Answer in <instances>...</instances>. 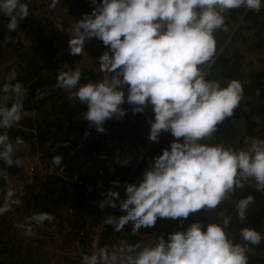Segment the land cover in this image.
<instances>
[{
	"label": "clouds",
	"instance_id": "clouds-1",
	"mask_svg": "<svg viewBox=\"0 0 264 264\" xmlns=\"http://www.w3.org/2000/svg\"><path fill=\"white\" fill-rule=\"evenodd\" d=\"M60 0H51L55 8ZM30 0H0V15L8 18L7 29L16 30L27 17ZM91 12L68 29L70 55L84 52L93 38L107 46L98 57L100 79L85 78L79 66L65 67L56 75L55 87L66 90L86 110L82 117L105 132L104 123L123 118L131 111L142 113L151 105L148 139L158 141L161 132L174 139L143 172L137 182L117 190L120 181L103 193L98 206L118 209L123 215H106L104 225L122 232L131 225L132 235L151 228L158 218H180L200 209H215L237 188L254 183L264 191V137H244L243 146L209 142L218 124L231 117L244 98L241 81L221 82L208 78L205 66L217 53L215 33L227 31L225 13L232 9L259 12L264 0H91ZM62 29L61 24H57ZM13 81H15L13 83ZM26 89L13 69L0 84V161L7 167L21 166L15 153L27 148L20 136L12 139L9 129L24 115ZM88 135V133H85ZM52 165L62 164V156L51 157ZM0 178L10 183L0 168ZM254 197L236 201V214L243 220ZM21 203L15 189H6L0 202V215ZM30 221L43 226L55 216L49 211L34 212ZM231 216L222 222H192L186 229L160 234L141 244L121 242L109 248L82 253L80 264H248L250 245L264 240L254 228L240 229L242 240L234 241L227 229ZM25 235L36 236L33 224L21 225Z\"/></svg>",
	"mask_w": 264,
	"mask_h": 264
},
{
	"label": "trees",
	"instance_id": "trees-1",
	"mask_svg": "<svg viewBox=\"0 0 264 264\" xmlns=\"http://www.w3.org/2000/svg\"><path fill=\"white\" fill-rule=\"evenodd\" d=\"M38 1L40 0H30V13L20 21L16 30L9 31L6 27L8 18L0 15V66L2 62H6L10 58L11 52L8 47L12 44L13 37L22 30L32 31L36 42L31 48L33 54L29 53L28 49L19 51L16 55L14 54V59L20 61L17 80L22 82L26 89L23 100L25 111L21 121L8 131L12 139L20 136L27 142V148H21L19 152L15 153V156L23 159L27 155L26 153L41 150L44 159L51 161L52 156L59 154L62 156L63 175H53L41 182L36 181L32 176L28 177L29 193L19 199L20 204L24 206L27 212L49 211L53 213L55 219L48 221L50 224L51 222H58L62 218L58 208L66 205L73 210V213L66 215L69 220L68 223L71 229H78L80 226L79 220L82 218V212L87 203L98 210L100 209L98 202L103 199V193L113 187L112 181L127 179V184L141 179L145 169L153 162V158L161 154L164 148L169 147L170 139H174V137L170 132H161L160 139L149 146L145 155L136 163L133 169L118 164L117 157L107 148L110 139L116 133L119 137L128 134L123 133V129L129 123L138 126L139 114L148 113V117L152 120L154 118L152 107L148 105L142 113L134 114L131 111L132 106L124 104L122 107L128 109L126 115L121 119L111 118L106 120L104 123L105 132H97L95 126L89 127V122L82 117L83 112L86 110L85 106L74 98L70 99L66 90L55 87L56 75L59 71L58 62L61 61L62 55L54 58L57 51L56 47H53L50 40H45L42 37L43 25L33 22L32 13L37 10ZM81 2L90 11L91 6H93L91 0H82ZM225 17L228 30L218 29L215 33L217 53L209 64L208 78L218 79L221 82L229 79L241 81L244 88L243 102L247 105L243 106L240 103L231 117L225 118L221 124H218L217 131L212 134L209 142L221 143L223 141L225 145L237 146L239 141L234 140L236 132L233 130L231 123L234 120L243 119L245 124L251 125L249 130H252L257 122L253 117L264 112V71L259 69L243 71L242 52L251 46L249 44L251 39L245 37L242 40L239 31L231 35H228V31L238 20L247 23L249 26L252 24L264 25V10L253 12L251 10L245 11L243 8L232 9L225 13ZM259 41L255 45L262 47L264 45V33L263 37H259ZM17 47H23V43L19 42ZM49 70H52V72ZM82 73V83L85 82V78L100 79L88 70H82ZM7 75L8 73L4 75L0 71V84L6 81ZM28 112H32V114ZM144 128L150 131V123L146 124ZM73 132L75 135L71 136ZM85 133H88V135H85ZM257 135L264 137V121L254 136L258 137ZM142 139L145 140L146 138L143 136ZM65 142H68V145H65ZM54 166L59 167L60 165ZM0 168L10 174L16 171L19 166L14 164L12 167H7L0 161ZM72 177L77 179L71 180ZM3 180V178H0V186L3 184ZM97 180L101 183L100 189L95 185ZM85 183L93 185L91 190L85 188ZM42 191L46 199H40L39 194ZM249 194L254 199L246 210L245 218L241 220L236 214V201ZM2 195L4 196L3 192ZM228 216H231L227 229L230 237L234 241L247 243L242 240L240 229L250 227L259 230L264 222V191H258L255 187H251L250 183H246L242 189L237 188L230 194L228 199L222 201L215 209L202 208L195 213H190L186 219H183L182 224L180 218L176 220L158 218L153 227L146 229L153 233V237L160 234L167 235L170 232L186 229L196 220L207 224L213 221L222 222ZM1 218L0 215V264H9L8 258L14 254H22V250L26 249L28 243L24 240L23 235L16 233L11 235L16 238V242L6 240L4 232H6L8 226H6L7 222L4 224ZM112 233L113 228L109 226L103 233L102 237L104 238L100 242L102 243L105 240V235ZM112 236L115 237V235ZM29 247L31 249L28 252H31L32 245L27 248ZM261 251H264L263 243L250 245L246 253L248 264H264V254ZM28 255L31 254L28 253ZM17 262H11V264H20Z\"/></svg>",
	"mask_w": 264,
	"mask_h": 264
},
{
	"label": "rangeland",
	"instance_id": "rangeland-1",
	"mask_svg": "<svg viewBox=\"0 0 264 264\" xmlns=\"http://www.w3.org/2000/svg\"><path fill=\"white\" fill-rule=\"evenodd\" d=\"M82 0H60V2L56 5L55 8H49V4L51 3V0H40L38 1L39 4H37V10H35L32 13L33 22L39 23L43 25V31H42V37L45 40H50L53 47H55L54 39L56 32L60 29L56 27L57 24H61L63 26L62 30L65 32V35H68V32L65 31V28L68 26H71L72 23L76 20H79L82 18V14L86 12H91L92 7L90 11L87 10L86 7H84ZM41 2V3H40ZM264 10V5L261 7V11ZM49 21V23H47ZM31 29V28H30ZM32 30V29H31ZM36 30V28H35ZM240 32V35L242 36V40L245 39V37H249L251 45L248 49H245L243 53V71H247L250 69H259L264 71V45L262 47H257L255 43H259V37H263L264 33V25L262 24H252L249 26L247 23H242V21L238 20L237 23L228 31V35L234 34V32ZM21 42L23 43V47L18 48L17 44ZM245 43V42H244ZM36 44L35 42V36L32 33V31H28L26 29L22 30L18 35L14 36L12 39V44L9 45L8 49L11 52L10 58L6 62H2L0 66V71L2 74L10 73L13 69L18 72L20 61L19 59H14V54L16 55L19 51H25L28 49V52L32 53L33 46ZM59 45H62L61 43H58ZM30 45V47H29ZM29 47V48H28ZM235 47V45H234ZM60 49H66V46L60 48ZM85 51L83 54H87L88 56L84 55L85 57H89L91 60L93 57H99L100 54H102L103 51L107 50V46L103 45L102 41H100L97 38H93L91 40H87L85 42ZM56 53L55 57H58L62 55V59L59 64V70L65 67H75L79 66L81 70L85 68V64L79 62L78 57H72L68 58L64 53H61L62 50H59L56 47ZM11 59V60H10ZM99 64V62H98ZM209 64L205 66V71L208 72ZM52 72V70H49ZM50 73V72H49ZM99 78H101L100 75H96ZM243 104V106H246L247 104L242 101L240 102ZM29 114H32V112H28ZM255 119L256 125L253 126L252 130H249L250 124H245L243 119H237L234 120L231 125L233 130L236 132L234 140L239 143H237V146H243L244 137L250 136L255 137L256 132L258 129H260L262 122L264 121V112L259 114L256 117H253ZM148 120H151L148 117V113L139 114L138 116V126H135L133 123H129L128 126H126L123 129V133H128V136L130 138H133L135 140H138L142 142V137L144 136L146 140L148 139V133L149 129L146 130L144 127L146 124L149 123ZM75 133L73 132L71 136H74ZM116 133L115 136H113L111 139H117L121 138L117 136ZM161 136V135H160ZM258 136V135H257ZM173 139H170L172 141ZM223 143V141L221 142ZM65 145H68V142L64 143ZM33 153H39L41 158V163L49 164L52 166V163L50 160H45L42 154L41 150H35V152L26 153L27 155L23 160L27 159L31 154ZM115 155V154H114ZM123 159H120V157H117L118 164H123ZM122 162V163H121ZM54 166V165H53ZM36 179V181H44L49 179L38 177L36 175H33ZM71 180H76V177L70 178ZM127 179L120 180L121 183V190H118L121 193V198L124 197V186L126 185ZM99 180L96 182V187L100 189V186H97ZM251 187H255L254 183H250ZM85 188H91L93 185L85 183ZM0 202H2L3 195L2 192L5 193L7 187L6 182L3 180V184L0 186ZM25 191L21 195L16 194V198H22L25 195L29 193L28 186H27V179L25 180ZM40 199L44 198L46 199V196L43 192H40L39 194ZM91 204L87 203L83 210L82 218L79 220L80 225L84 222L93 223L102 218L105 215H111L114 214L116 216L123 215L124 213L121 212L118 209H113L110 207H105L103 210L101 209H94ZM59 213L61 215L63 214L62 218L55 223L51 224L48 221L44 222L43 226L35 225L34 222L30 221V216L33 213L27 212L26 209H24V206L19 205H13L12 209L4 214H2V222L8 226L6 229V232H4V235L6 236V240L9 242H16V238L14 236H11L13 234H21L25 238L24 240L28 243V245L25 247L26 249L22 250V254H14L13 256H10L8 258V263L11 264V262L18 261L17 263L20 264H71L73 261L77 260L81 257L82 253L90 254V252L94 249V246L92 244V239H89L88 241L74 239L71 233V229L65 230L67 228L64 227V222L67 223V227H70V224L68 223V219L66 218L65 213H73V210L68 208L66 205H63L58 208ZM33 224V231L36 232V236H27L25 235L24 228L21 227V225H28ZM46 224V226H45ZM111 226V225H110ZM131 225H125V229L122 232H115L113 231L112 234L105 235V240L101 243L102 235L98 239V248L103 247L105 245H108L109 248H112L113 246L119 245L121 242H128V243H135L140 242L141 244L153 239V233L150 231H147L146 228H141L139 231V235H132L130 232ZM42 231V233H41ZM259 232L264 233V222L261 224ZM69 233V234H67ZM112 235H115L113 237ZM66 236V237H65ZM261 243L264 244V240L261 241ZM32 245V253L28 250L31 249V247L27 248L28 246ZM30 253L31 255H28ZM262 254H264V251H261ZM29 256V257H28Z\"/></svg>",
	"mask_w": 264,
	"mask_h": 264
},
{
	"label": "built area",
	"instance_id": "built-area-1",
	"mask_svg": "<svg viewBox=\"0 0 264 264\" xmlns=\"http://www.w3.org/2000/svg\"><path fill=\"white\" fill-rule=\"evenodd\" d=\"M70 27L71 26L65 28V31L68 32V35H65V32L62 29L56 32L54 39V43L56 44L55 47H57L59 50H62L61 53H64L68 58L78 57L79 62L85 64L84 70H88L94 75H100L102 77L103 73L99 72L97 69L99 62L98 57L95 56L91 60L89 57L84 56V55L88 56L87 54H83L84 52L80 55L69 54L68 40L70 38V32L68 31V29ZM58 43H61L62 45H59ZM63 46L64 47L66 46V49H60ZM163 133H169V132H163ZM155 142L149 139L147 140L145 139L142 140V142H140L138 140L130 138L128 134H126L121 138L110 139L107 148L110 149L115 154L116 157H120V159H123L122 166H126L129 168L132 167L131 169H133L136 163L145 155L149 146H151ZM8 175H9L10 183L5 181L6 187L7 188L12 187L13 189H15L16 194L21 195L23 191H25L24 188L25 180L28 177L36 175L38 177L47 179L48 177L53 175L61 176L63 175V166L60 165L59 167H55L53 165L50 166L49 164L47 165L45 163L42 164L39 153H33L27 159L24 160L23 165L19 166V168L16 171ZM117 180L120 181V179ZM100 184H101L100 181H98L97 186H100ZM117 190H121V183ZM105 216H103L102 218H100L99 220L93 223L84 222L79 226L78 229L77 228L71 229V227L68 228L66 222H64V227L67 228L65 230L71 229V231L73 232L72 236L74 237V239H79V240L83 239L84 241H88L89 239H92V244L95 249L98 248L97 241L99 237L110 226V225H104L102 223ZM80 261H81V257L73 261L71 264H80Z\"/></svg>",
	"mask_w": 264,
	"mask_h": 264
},
{
	"label": "crops",
	"instance_id": "crops-1",
	"mask_svg": "<svg viewBox=\"0 0 264 264\" xmlns=\"http://www.w3.org/2000/svg\"><path fill=\"white\" fill-rule=\"evenodd\" d=\"M72 151V150H71ZM43 192V191H42ZM44 193V192H43ZM68 213H65V215H67ZM62 216H63V214H62ZM72 234V233H71Z\"/></svg>",
	"mask_w": 264,
	"mask_h": 264
}]
</instances>
